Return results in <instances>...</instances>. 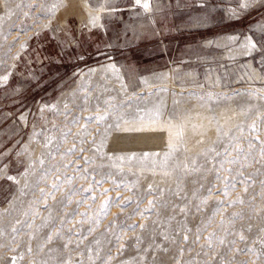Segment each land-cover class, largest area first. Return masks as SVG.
Returning a JSON list of instances; mask_svg holds the SVG:
<instances>
[{"label": "rangeland", "instance_id": "1", "mask_svg": "<svg viewBox=\"0 0 264 264\" xmlns=\"http://www.w3.org/2000/svg\"><path fill=\"white\" fill-rule=\"evenodd\" d=\"M0 264H264V0H0Z\"/></svg>", "mask_w": 264, "mask_h": 264}, {"label": "bare ground", "instance_id": "2", "mask_svg": "<svg viewBox=\"0 0 264 264\" xmlns=\"http://www.w3.org/2000/svg\"><path fill=\"white\" fill-rule=\"evenodd\" d=\"M76 8V7H75ZM82 9V8H81ZM75 13V12H74ZM77 13V12H76ZM209 117L206 116V115H197L195 117V119L193 120V122L188 125L186 127V131L188 134L192 135V134H195V133H202V132H205V130H207V128L209 127ZM147 123V122H146ZM149 123V122H148ZM160 123V121H159ZM150 124V123H149ZM154 124V123H153ZM157 124V123H156ZM160 125V124H158ZM148 126V125H147ZM146 126V129H148ZM151 126V125H150ZM166 126V125H165ZM164 126V127H165ZM145 127L144 123H140V124H137V125H133V126H125L122 131H123V134L122 136H118V138L120 139V141H128L129 143H134L138 136L142 133H140V131L143 130V128ZM150 128V127H149ZM154 128V127H153ZM160 128V127H159ZM145 129V128H144ZM145 129V130H146ZM168 130L170 131L171 133V136L173 134V128H168ZM161 130H159L160 132ZM156 132H158L156 130ZM162 132V131H161ZM122 133V132H121ZM150 133V132H149ZM153 133V132H152ZM144 134V133H143ZM146 134V133H145ZM148 134V133H147ZM159 134V133H158ZM166 134V133H165ZM120 135V134H118ZM124 135V136H123ZM142 135V134H141ZM160 135V134H159ZM164 135V134H163ZM147 136V135H146ZM168 136V135H167ZM117 137V136H116ZM151 137V136H150ZM145 138V137H144ZM143 138V139H144ZM142 140V139H141ZM119 141V142H120ZM140 141V140H139ZM149 142V141H148Z\"/></svg>", "mask_w": 264, "mask_h": 264}, {"label": "snow or ice", "instance_id": "3", "mask_svg": "<svg viewBox=\"0 0 264 264\" xmlns=\"http://www.w3.org/2000/svg\"><path fill=\"white\" fill-rule=\"evenodd\" d=\"M146 8L148 7V5L147 4H145L144 5ZM247 6V4H245V7ZM254 46V45H253ZM3 79H7V77H4ZM41 163H43V161H41ZM7 179H9V180H14L15 178L14 177H11V176H9V177H7ZM105 191H107V190H105ZM151 203V202H150ZM241 239H244V237L243 236H241Z\"/></svg>", "mask_w": 264, "mask_h": 264}]
</instances>
